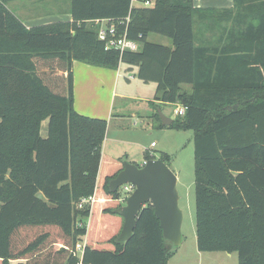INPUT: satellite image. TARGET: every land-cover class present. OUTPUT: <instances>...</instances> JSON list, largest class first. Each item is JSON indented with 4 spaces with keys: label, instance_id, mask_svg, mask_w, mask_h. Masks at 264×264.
<instances>
[{
    "label": "trees",
    "instance_id": "16d2710c",
    "mask_svg": "<svg viewBox=\"0 0 264 264\" xmlns=\"http://www.w3.org/2000/svg\"><path fill=\"white\" fill-rule=\"evenodd\" d=\"M12 1L0 0V264H168L178 250L152 205L133 237L119 241L124 196L110 184L124 160L103 153L107 120L74 109L75 61L137 67L141 81L157 84L156 102L185 108L171 127L156 117L160 128L195 133L198 250L264 264V0L224 9L193 0H72L73 21L31 29L7 8ZM98 20L140 50H107ZM206 21L217 32L212 42L202 41ZM151 34L172 47L148 41ZM94 195L93 205L78 208ZM101 230L80 257L77 245Z\"/></svg>",
    "mask_w": 264,
    "mask_h": 264
},
{
    "label": "rangeland",
    "instance_id": "374dc122",
    "mask_svg": "<svg viewBox=\"0 0 264 264\" xmlns=\"http://www.w3.org/2000/svg\"><path fill=\"white\" fill-rule=\"evenodd\" d=\"M71 0H24L27 3L26 11L29 14L36 13V17L27 19L29 22L48 20H66L68 19ZM202 0H193L194 6L199 5ZM17 2L10 3L9 8H16ZM140 5L136 3L135 5ZM225 1H214L212 8L228 6ZM59 9L63 12L58 13ZM60 12V11H59ZM198 22V20L196 19ZM42 24V23H39ZM150 41L163 44L171 41L168 38L159 35L150 36ZM158 39V40H157ZM124 69V67H123ZM138 73V72H137ZM136 76L132 83L122 77L120 79V88L128 86L129 93H123L126 99L116 98L114 117L110 121L104 142L105 154L114 158L122 159L124 162L142 166L149 157L150 160H162L176 175L177 189L179 193V206L183 212L184 220L182 225V246L178 249L171 264H239L238 253L227 252H204L203 262H198L200 253L197 246L196 234V166L197 160L194 148L195 133L191 130H180L176 128H160L159 120L156 115L161 110L164 115L176 119L175 110L180 105H160L155 101L156 92L153 86H143L137 74L131 71L123 70L122 75ZM140 85L141 88L138 87ZM142 85V86H141ZM146 85V84H145ZM189 89V85H185ZM121 89L119 94L121 93ZM99 99H104L101 106L106 105L108 98L107 92L99 93ZM84 115V114H82ZM86 116V115H85ZM108 120V119H106ZM109 123V121H108ZM50 120H46L42 126V137L49 136ZM154 143V146H152ZM122 189V188H121ZM131 190V189H130ZM130 190H121L123 206L126 205L127 198L133 193ZM131 192V193H130ZM43 198L42 195H40ZM91 217L88 220V229L90 227ZM103 231H96L89 238L84 239L86 247L90 239L94 240L102 235ZM82 257V254L80 255ZM169 264V263H168Z\"/></svg>",
    "mask_w": 264,
    "mask_h": 264
},
{
    "label": "water",
    "instance_id": "95a60500",
    "mask_svg": "<svg viewBox=\"0 0 264 264\" xmlns=\"http://www.w3.org/2000/svg\"><path fill=\"white\" fill-rule=\"evenodd\" d=\"M159 117L164 127L174 124V119L161 110ZM177 182L174 172L162 160H149L141 167L124 162L123 171L110 184L113 192L128 184L135 187L126 205L118 211L125 219L120 242H128L133 237L141 212L147 205H152L165 239L177 248L182 246L184 215L179 206Z\"/></svg>",
    "mask_w": 264,
    "mask_h": 264
},
{
    "label": "crops",
    "instance_id": "0c3cea01",
    "mask_svg": "<svg viewBox=\"0 0 264 264\" xmlns=\"http://www.w3.org/2000/svg\"><path fill=\"white\" fill-rule=\"evenodd\" d=\"M214 1H217L218 3H219V1H225L226 3H228L227 4L228 6L215 7L217 9L234 7V0H202V2L199 5H196L195 7L196 8H203V9L212 8V6H209V5H212V3ZM13 2H17L15 10L8 7V5L10 3H13ZM23 2H24V0H15V1L9 2V3H7V8L14 15H16L20 20H22V22L24 23V25L28 29H31V28L37 27V26H41V25H47V24H52V23L63 21V20L59 21V20H53L52 19V20H48V22H42V21H46V20H42L39 22L38 21L29 22V21H27V19L28 18L31 19V18L36 17V13L29 14L26 11V7L29 5L27 3H23ZM132 6H139V5H132ZM55 11L58 13L63 12L59 9V7ZM64 21H73V18H72V2H71L70 10H69L68 19H66ZM95 22H96V24H100V27H101L103 25H106L108 23V20H98ZM39 23H42V24H39ZM209 25H210V22H208V21L203 22V26H202L203 31H202V35H201L203 42H208V41L212 42L213 38H215L217 36V32L212 31L209 28ZM152 35H155V34L149 35L148 41L151 40L150 36H152ZM150 42H152V41H150ZM152 43L160 44L157 42H152ZM161 45L172 47V44H170L168 42H164ZM123 67H124V69H123ZM123 70L131 71L132 74H134V75L137 74V72H138L137 67H129L125 64H121L118 67V69L115 70V69H109V68H105V67H94V66H90V65L83 63V62L75 61L73 64V75H74V98H75L74 109L76 110V112H78L79 114H84V116L86 115L87 117H91V118H96V119H101V120L108 119L107 122L109 121V123H108V126H109L110 121L114 117L116 98L119 97L121 99H126V96L123 93H129L131 91L128 86H126V87L122 86L120 88V79L122 77H124V79L127 80L128 83H132V81L136 79V76H133V75L129 76V77L126 76L125 74L122 75ZM142 84H143V86H153V90H155V92H156L157 84H155V83H148V84L142 83ZM138 87L141 88L140 85H138ZM185 88L186 87L183 86L184 90H186ZM191 88L192 87L190 86V88L187 89L186 91L190 92ZM120 89L122 92L119 94ZM103 92H107L106 97L108 98V101H107L106 105L101 106L104 103L105 98L99 99L97 95H100L99 93H103ZM160 105H164V104H160ZM165 105H169V104H165ZM43 123H42V126H43ZM108 129H109V127H108ZM41 135H42V128H41ZM103 146H104V144H103ZM152 146H154V143H152ZM103 153H105L104 148H103ZM149 160L150 159L147 158L145 160V162L142 164V166ZM94 197L96 199L95 195H94ZM83 247L85 249L84 244H83ZM84 249L82 250V252L79 253L80 255L82 254V256H83ZM177 252H179V251L177 250L175 252L174 256L168 262L169 264H171V261L173 260V258L175 257ZM202 253H204V252H200L198 254V262H203L202 259L204 258L203 257L204 255H202ZM10 264H16V262H11Z\"/></svg>",
    "mask_w": 264,
    "mask_h": 264
},
{
    "label": "built area",
    "instance_id": "2783aa9c",
    "mask_svg": "<svg viewBox=\"0 0 264 264\" xmlns=\"http://www.w3.org/2000/svg\"><path fill=\"white\" fill-rule=\"evenodd\" d=\"M136 3H140L139 6L145 7H150L152 5V1L150 0H132V5H135ZM99 39L105 43V47L107 50H117L120 51V53H124L125 51L137 52L140 50L141 47L140 42L128 39L126 33L120 34L118 27L114 24L108 25L107 23L106 25L101 26L99 30ZM175 113L176 115H184L185 108L180 107L176 109ZM122 189L127 191L131 189L130 191L133 192L135 187L133 185L128 184L122 187ZM95 201L96 199L94 196L85 198L81 200V202L78 204V208L84 209L86 205H93ZM83 244L84 240L82 243L77 245L78 253L82 252V250L84 249Z\"/></svg>",
    "mask_w": 264,
    "mask_h": 264
}]
</instances>
